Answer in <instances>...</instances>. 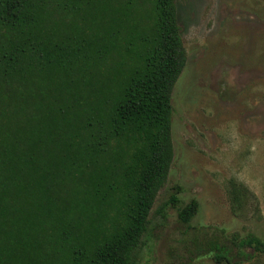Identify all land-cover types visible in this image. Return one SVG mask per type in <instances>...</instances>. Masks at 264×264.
<instances>
[{
	"label": "trees",
	"instance_id": "16d2710c",
	"mask_svg": "<svg viewBox=\"0 0 264 264\" xmlns=\"http://www.w3.org/2000/svg\"><path fill=\"white\" fill-rule=\"evenodd\" d=\"M184 63L174 0H0V264H135ZM225 239L215 264L264 256Z\"/></svg>",
	"mask_w": 264,
	"mask_h": 264
},
{
	"label": "rangeland",
	"instance_id": "374dc122",
	"mask_svg": "<svg viewBox=\"0 0 264 264\" xmlns=\"http://www.w3.org/2000/svg\"><path fill=\"white\" fill-rule=\"evenodd\" d=\"M174 3L185 63L170 94L172 159L133 259L215 264L211 243L264 237V0ZM171 196L161 221L154 211ZM192 200L196 213L181 223Z\"/></svg>",
	"mask_w": 264,
	"mask_h": 264
}]
</instances>
